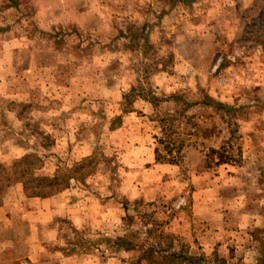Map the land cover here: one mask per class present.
<instances>
[{
	"label": "rangeland",
	"instance_id": "1",
	"mask_svg": "<svg viewBox=\"0 0 264 264\" xmlns=\"http://www.w3.org/2000/svg\"><path fill=\"white\" fill-rule=\"evenodd\" d=\"M0 264L264 263V0H0ZM32 170V171H31Z\"/></svg>",
	"mask_w": 264,
	"mask_h": 264
},
{
	"label": "trees",
	"instance_id": "2",
	"mask_svg": "<svg viewBox=\"0 0 264 264\" xmlns=\"http://www.w3.org/2000/svg\"><path fill=\"white\" fill-rule=\"evenodd\" d=\"M92 159V156H88L70 168L56 170L52 175L29 173L28 171L35 163L33 157L29 154L14 159L10 165L0 161V190L5 185L20 182L23 184L25 194L29 197L55 195L67 188L72 178H84L94 171V169H86L92 164Z\"/></svg>",
	"mask_w": 264,
	"mask_h": 264
}]
</instances>
